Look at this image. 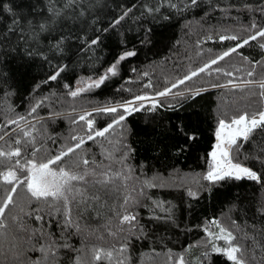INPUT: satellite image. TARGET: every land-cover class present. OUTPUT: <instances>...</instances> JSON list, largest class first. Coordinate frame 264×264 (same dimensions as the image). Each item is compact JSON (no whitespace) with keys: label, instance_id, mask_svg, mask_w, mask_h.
<instances>
[{"label":"trees","instance_id":"obj_1","mask_svg":"<svg viewBox=\"0 0 264 264\" xmlns=\"http://www.w3.org/2000/svg\"><path fill=\"white\" fill-rule=\"evenodd\" d=\"M260 31L264 0H0V151L22 153L12 161L0 157V174L16 159H33L37 149L35 159L46 161L74 145L73 137L87 138V124L79 120L86 110L171 90L159 96L154 109L148 103L131 114L120 107L117 113L90 112L93 135L120 114L126 119L84 142L60 165L73 172L103 166L110 182L98 184L103 179L92 177L74 182L67 203L37 201L25 185L18 186L0 218V264H46L39 249L52 242L55 264L78 259L81 264H117V259L177 264L181 257L185 264H232L212 251L207 231L215 222L232 233L245 264H264V128L247 140L238 138L230 150L232 162L254 171L259 181L204 179L219 121L264 111ZM230 36L237 39H221ZM245 39L248 43L238 47ZM233 47L236 52L219 59ZM126 51L136 55L119 63L117 75L108 74L99 88L70 95L81 81L103 76ZM57 71V79H49ZM192 72L197 75L185 79ZM67 112L79 113L15 130L29 120ZM83 159L89 164L74 167ZM125 174L149 183L148 198L125 203ZM159 179L173 180L172 187L156 184ZM9 187L0 175V202ZM149 198L153 206L167 204L170 212L153 209L152 214ZM124 215L135 220L124 223ZM121 247L126 250L114 252L111 260H93L95 248Z\"/></svg>","mask_w":264,"mask_h":264},{"label":"snow or ice","instance_id":"obj_2","mask_svg":"<svg viewBox=\"0 0 264 264\" xmlns=\"http://www.w3.org/2000/svg\"><path fill=\"white\" fill-rule=\"evenodd\" d=\"M192 4H196L197 0H191ZM127 15V13H125ZM123 19V16L120 17ZM120 20L115 21V23H119ZM259 36L264 37V31H260L258 33ZM221 39H237L235 36L230 37H221ZM251 39L255 40L256 35H253ZM97 41L93 40L91 43L95 44ZM248 43V40L245 39L238 47H243L245 44ZM264 48V44L261 45ZM236 48L233 47L230 51H226L219 57V59H224V57L230 55L232 52H236ZM136 53L134 51H126L121 54L117 60L110 66L107 70V73L104 76H101L99 79L90 81L87 84V88H79L76 91H72L70 95L72 97H76L80 92L85 90H91L93 88H99L104 81L108 78V74L112 76L117 75L118 65L121 61L125 60L128 57L135 56ZM212 64L217 63V60H212ZM209 65H205V67L200 68V72H204ZM62 71V69L60 70ZM60 71L55 72L52 74L49 79L56 80L57 77L60 75ZM196 72H192L190 76L185 77V79H191L192 77L196 76ZM249 76L252 75L251 72L248 73ZM180 84L184 83V79L179 81ZM247 83H252V81H247ZM173 87H176L174 84ZM260 87L264 88V81H261ZM171 90H165L160 92L159 96H166ZM197 94H199L197 92ZM179 95V94H178ZM264 95V93H262ZM137 101H144L150 99L147 96H137L135 98ZM134 104V101L128 102L121 106L123 108L124 114H131L133 111H140L143 107L141 104L138 107H132L131 105ZM153 109L156 107V104L153 103ZM33 112L36 111V108L32 109ZM99 112L105 113H117V107H104L97 109ZM124 114H120L117 119H115L114 123H110L107 127L103 130L95 131L94 135L92 134L93 122L88 119L91 116V113H86L79 117L80 121H85L87 124V129L89 131V135L87 136L88 140H92L95 137H103L106 132L112 129L115 125L120 124L123 120L126 119ZM21 120L24 117H20ZM13 124H17L18 121L13 120L11 121ZM256 128H264V111H260L258 114L254 113L249 116L247 113L241 114L236 118H233L230 122H225L224 120L219 121V128L216 131V140L217 143L215 145V150L211 152L212 163L209 166V170L207 175L204 177L209 182H216L225 179L226 177H231L236 180H240L243 177H246L249 180H260V177L257 174L250 170L247 167H243L240 164L233 163L230 158V150L234 145L237 144L238 138H243L247 140L249 134L253 132ZM30 135V133L25 132V136ZM3 139V137H0ZM73 140L77 142L74 145L66 147L64 150L59 152V154L55 155L44 160H37L35 159V150L32 153L33 159L26 160L24 163H21L19 159H16L12 164V167L9 168L8 171L3 172L2 178L3 182L10 187L5 190L6 194L2 202H0V218H3L5 215L6 209L9 208L10 205L13 204L14 198L13 194L16 193L17 187L20 185L26 186V191L30 194L32 198L37 201L43 200L45 202H54V201H64L67 203L68 201V194L74 190L73 181L76 182H83L85 181L86 177L89 175H95V173H89L85 170L82 174H78L72 171L71 167L61 166L60 162L75 153L77 149L81 148L84 143V138H77L73 137ZM17 144L20 143L19 140L16 141ZM22 155L21 150L19 148L15 149L14 151L4 152L0 151V157H3L5 160L12 161L13 157H20ZM2 163V161H0ZM79 164L88 165L89 161L87 159H83L79 163L75 164L74 167H78ZM53 165H56L54 168ZM18 172L24 173L21 177L18 175ZM106 175V174H105ZM110 182V178H106L103 180H97L96 183L98 184H107ZM77 194H81L79 189H75ZM191 194V193H190ZM95 199H99L98 196L94 197ZM127 203V200H125ZM40 219V217H37ZM135 220V216L131 215H124L122 217V222L131 223ZM216 226L219 228V234L216 236L217 239H223L227 244L228 247L221 249L213 244L212 251L217 253H222L224 256L227 257L232 264H245L244 260L242 259L243 253L239 246H233L232 240L234 239L231 232L227 231L225 228L221 227L218 223ZM0 227H4L3 223L0 222ZM113 234L114 233H110ZM211 235V234H210ZM67 247V245H64ZM42 254H44V261L46 264H55V260L57 258V248L55 242H52L47 247H41L39 249ZM126 249L121 247L119 249L113 248L112 250H103L99 248H95L93 250V260L100 261L102 258L109 259L113 257L114 252L123 253ZM239 254V255H238ZM49 256H51V260H49ZM36 264H41V262H36ZM76 264H81L79 259L77 260ZM117 264H125V261L122 259H117ZM179 264H184L183 257L180 258Z\"/></svg>","mask_w":264,"mask_h":264},{"label":"rangeland","instance_id":"obj_3","mask_svg":"<svg viewBox=\"0 0 264 264\" xmlns=\"http://www.w3.org/2000/svg\"><path fill=\"white\" fill-rule=\"evenodd\" d=\"M106 73H107V71H106ZM99 78H97V79H99ZM97 79H87V80L81 81L80 83H78L75 86V90L74 91H76L79 88H87V84L90 81H94V80H97ZM246 84H251V83H246ZM232 85L235 86L236 84H232ZM88 91H90V90H85L83 92H80L79 94L84 93V92H88ZM147 97H149L150 99H147V100H144V101H137L136 99L131 100V101H134V104H132L131 106L132 107H138L141 104H143V105L144 104H148V103L153 104L161 96L159 97V96L147 95ZM125 104H128V103H125ZM125 104H120L118 106H107V107H120V108H122L121 106H123ZM97 109H100V108H94V109L86 110L84 112L85 113H87V112L90 113V112H93V111H97ZM79 112H81V111H79ZM79 112H69V113L67 112V113H63V114H60V115L58 114V115H55V116H49V117H43V118H35V119L29 120V121H27V122H25V123H23L21 125H17L15 130H17L19 128H22V127H24L26 125H29L30 123H34V122H36L38 120L47 119V118L63 117V116H68V115H75V114H77ZM84 112H81V113H84ZM19 120H17V121H19ZM78 138H81V137H78ZM87 140H88L87 138H84V142H86ZM214 150H215V147H214ZM210 157H211V154H210ZM102 167L103 166H99V165L96 166V167H93V168L86 167L85 169H82V170H79V171H75V173L82 174L85 170H87L89 173H93V172L95 173V175H89L87 177L106 179V177H107L106 175L107 174L103 170L104 168H102ZM98 168H101V169H98ZM121 178H122L121 183L124 184V186L126 188L125 199L127 201L135 203V202H138L141 198H148L147 194H145V191L147 190L146 186L149 187V183L148 182L145 183L143 181H140L137 177H131V175H128V174H125ZM172 181L173 180H169V179H164V180L159 179L158 181L156 180V184L160 183V182L161 183L164 182L163 187H172V185H171ZM74 182H76V181H73L72 183H74ZM151 187H153V185ZM149 203L151 205L150 210H151L152 214H153V209L155 210L156 213L157 212H159V213H168V212H170V208L168 207V205L163 203V202H158L157 204H155V206H153V199L149 198ZM124 223H127V222H124ZM216 224L217 223L215 222L213 225L210 226V227H212V226L215 227V228H212V231H207V235H208V237L210 239V242L212 244H215V246L218 247V248H221V249L227 248L228 244L223 239H217L216 238V236L219 234V228L216 226ZM219 225L226 229V227L222 226L221 223H219ZM179 260H178L177 264H179Z\"/></svg>","mask_w":264,"mask_h":264},{"label":"bare ground","instance_id":"obj_4","mask_svg":"<svg viewBox=\"0 0 264 264\" xmlns=\"http://www.w3.org/2000/svg\"><path fill=\"white\" fill-rule=\"evenodd\" d=\"M212 151H214V149ZM244 178H246V177H244Z\"/></svg>","mask_w":264,"mask_h":264}]
</instances>
